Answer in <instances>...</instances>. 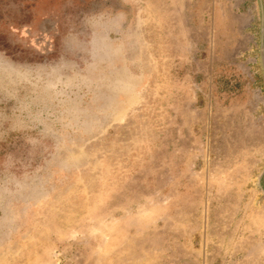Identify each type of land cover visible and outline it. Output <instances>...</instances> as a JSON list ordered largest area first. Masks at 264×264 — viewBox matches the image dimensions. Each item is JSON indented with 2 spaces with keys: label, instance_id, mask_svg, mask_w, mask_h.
I'll use <instances>...</instances> for the list:
<instances>
[{
  "label": "rangeland",
  "instance_id": "obj_1",
  "mask_svg": "<svg viewBox=\"0 0 264 264\" xmlns=\"http://www.w3.org/2000/svg\"><path fill=\"white\" fill-rule=\"evenodd\" d=\"M258 27L256 0H0V264H264Z\"/></svg>",
  "mask_w": 264,
  "mask_h": 264
},
{
  "label": "water",
  "instance_id": "obj_2",
  "mask_svg": "<svg viewBox=\"0 0 264 264\" xmlns=\"http://www.w3.org/2000/svg\"><path fill=\"white\" fill-rule=\"evenodd\" d=\"M257 10H258V20H259V63L264 78V4L263 0H256ZM264 175V169L257 177V187L260 189L264 195V188L262 187L261 180Z\"/></svg>",
  "mask_w": 264,
  "mask_h": 264
}]
</instances>
